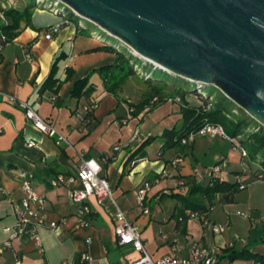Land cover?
<instances>
[{
  "label": "crops",
  "instance_id": "obj_1",
  "mask_svg": "<svg viewBox=\"0 0 264 264\" xmlns=\"http://www.w3.org/2000/svg\"><path fill=\"white\" fill-rule=\"evenodd\" d=\"M31 2L7 0L3 6L23 10ZM32 24L34 27L24 28L0 51V188L4 190L0 194V264H73L83 252L90 254L92 264H128L136 259L129 255L112 256L113 250L124 245L118 243L113 227L109 226L115 227L112 215L100 207L94 197L89 198L94 213L92 222L84 228L79 226L77 206L69 197L71 187L81 188L78 181L72 184L52 183L56 175H76L83 157L96 158L102 164L103 174L113 187L119 207L129 220L139 226L148 252L153 236L165 234L160 248H155L157 254L149 253L153 258L167 254L187 256L191 242L197 240L206 247L219 249L218 264H256L254 260L229 261L221 255L227 247H241L264 235L262 167L248 159V173L240 174V155L237 153L236 157H231L229 152L225 156L227 163L219 175L223 180L240 182L252 179L246 189L235 193L232 201L225 202L216 197L212 209L204 215L209 222L225 226L221 233L213 232L210 225H204L201 219L190 215L191 210L182 201L181 207L177 205L167 214L161 211L154 219L152 202L168 197L166 191H180L178 186L182 178L195 181L194 168H204L217 162L224 155L217 150L216 144L228 140L213 137L209 140V136H199L188 145L162 150L165 143L163 132L182 125L180 102L165 101L149 111L146 107L140 111V116L125 122L122 105L116 96L105 90L101 74L94 71L116 62L118 54L108 49L113 47L88 35L75 19H65L47 9L36 7ZM56 24L62 25L60 31L48 38L47 32ZM61 54L64 57L58 61L56 74L62 81L58 93L42 90L54 60ZM67 69L73 70L70 79H67ZM90 73V83L96 87L92 97H72L76 81ZM130 80L136 90L127 88L126 82ZM126 82L118 91L119 95L135 104L142 102L151 83L139 80L135 75ZM132 96L137 97V101ZM163 96L172 94L166 88ZM11 97L29 102L41 116L52 119L54 127L67 137L68 143L57 144L53 137L37 130ZM183 99L190 103L186 95L182 96ZM94 100H98V104L91 121L78 119L76 114L82 111L83 103ZM201 103L199 101L194 106ZM137 127L140 128V136L133 140ZM150 136L155 140L146 148L145 156L131 165V152ZM28 140H34L36 146H28ZM116 146L121 149L116 151ZM104 155H109L110 159L103 160ZM209 156H213L212 163L205 161ZM163 172L165 175H161ZM256 173L262 174L263 179L254 178ZM20 174L31 180L35 190L45 199L44 209L36 206L45 220L38 227L43 251L28 236L14 238L11 246L5 245L10 239V232L5 228L15 224V206L25 196ZM148 181L151 187L146 206L150 212L144 214L138 206V191ZM179 215L183 216L182 221ZM51 223H56V227L52 228ZM170 224L171 229L164 231V227ZM149 230L150 235L146 234ZM127 247L129 252L133 250ZM253 250L264 254V244L255 246Z\"/></svg>",
  "mask_w": 264,
  "mask_h": 264
},
{
  "label": "water",
  "instance_id": "obj_2",
  "mask_svg": "<svg viewBox=\"0 0 264 264\" xmlns=\"http://www.w3.org/2000/svg\"><path fill=\"white\" fill-rule=\"evenodd\" d=\"M57 1L119 52L196 94L218 88L264 127V0Z\"/></svg>",
  "mask_w": 264,
  "mask_h": 264
},
{
  "label": "built area",
  "instance_id": "obj_3",
  "mask_svg": "<svg viewBox=\"0 0 264 264\" xmlns=\"http://www.w3.org/2000/svg\"><path fill=\"white\" fill-rule=\"evenodd\" d=\"M7 0H0V7L4 8ZM37 7L47 9L55 15L64 17L65 19L73 18L70 11L57 0H35ZM0 19L2 21H7L5 15L1 12ZM86 31H91V35L96 37L98 40L105 39V36L97 31L96 29L82 28ZM61 24H56L52 26L47 32V37L50 38L53 33L59 32L61 29ZM6 40V36L1 34V44L0 51L2 50ZM115 49V48H114ZM119 51V50H117ZM128 56V55H127ZM130 63L133 65V69L136 74L141 78L147 79L151 77V73L145 70L144 62L132 57ZM153 70L154 68L151 67ZM198 98L212 99L207 92L197 93ZM12 101L16 102L25 112L26 119L29 120L33 126L39 130L41 133L47 134L56 140L57 144L68 143V139L62 133H60L53 125V120L50 118H44L41 116L37 110L27 101L15 100L10 98ZM154 101H158L157 98ZM165 101H177L182 102L180 96H169L165 98ZM132 101L122 102V107L125 111L124 121H130L140 114H136V108L131 104ZM211 104L207 105V109H210ZM149 107L146 110L149 111ZM90 110L87 105L82 106V111L76 114L77 118L80 120L84 119V115ZM84 121V120H83ZM140 136V128L137 127L133 135V140L138 139ZM199 136H209L213 138H220L228 140L232 143V147L238 149L241 154V169L243 172L247 173L249 171L250 162H248L249 152L239 141L238 137H232L221 124L207 122L201 128L196 131L189 132L185 137L181 139L182 145H188L192 143ZM128 145V144H127ZM28 146H36L34 140H28ZM116 151L120 150V146L114 148ZM110 159L109 155H104L103 160L108 161ZM140 159H134L131 161V165H135ZM227 163L225 156H221L213 166H207L202 169L194 168L195 181L197 183L207 182L212 177L218 176L222 173ZM161 175H165L163 172ZM21 181V186L25 192V196L22 200L15 206L16 222L11 227H6L5 230L10 232V239L5 242L6 246H11V241L14 238H19L22 236H28L30 239L34 240L37 248L41 251L44 250L42 240L38 233V227L43 225L45 220L44 216L40 215L38 209H44L45 199L40 196L35 190V187L31 180L26 178L24 174L19 175ZM258 179H263V175L259 174ZM159 179L157 178L156 181ZM79 182L81 188L71 187L69 191V197L71 201L77 206V216L78 224L80 227L84 228L90 225V214L92 213V208L89 203V198L94 197L96 203L99 206L106 208L112 215L115 221L114 233L116 235L117 241L120 245L130 246L134 251L141 253V256L131 261L128 264H218L219 261V249L204 246L200 241L194 240L189 246V253L187 256H178L175 254H167L159 258H153L146 249V244L142 238L139 226L129 220L126 213L121 210L118 204V200L114 195L113 187L109 179L103 174V166L96 158H81L79 163V169L74 176H65L59 174L54 178L52 183L54 185L58 184H72L74 182ZM240 189H244L249 185L247 180L241 181ZM151 187V182H146L138 191V206L142 209L144 214H148L150 209L146 206L147 194ZM178 188L182 191H186L185 180L180 181ZM4 190L0 188V194ZM171 191H166L170 193ZM37 206V207H36ZM189 214L195 218H199L203 221L204 225H210L213 232L221 233L225 230V226L222 224L211 223L206 217L198 212L189 211ZM179 220H183V216L179 217ZM51 227L55 228L56 223H51ZM165 237V234H161ZM67 264V262H65ZM73 264H92V257L89 253L83 252L80 256L73 262Z\"/></svg>",
  "mask_w": 264,
  "mask_h": 264
},
{
  "label": "trees",
  "instance_id": "obj_4",
  "mask_svg": "<svg viewBox=\"0 0 264 264\" xmlns=\"http://www.w3.org/2000/svg\"><path fill=\"white\" fill-rule=\"evenodd\" d=\"M36 7L37 4L35 0H32L31 4L27 5L23 10L0 7V13L2 12L7 19L5 22H0V32L6 36V40L3 42L4 45L12 42L24 28L34 27L32 24V14ZM86 33L91 35L90 30ZM108 49L118 54L116 62L112 65L104 66L94 71H97L101 74L104 81L105 90L108 93L116 96L119 103L122 104V102L128 101V99L120 96L118 91L120 90L122 84L130 76L136 75V72L133 69V65L130 63V59L132 57L129 58L125 52H119L114 48L108 47ZM62 57H64L63 54L54 60L51 71L42 85V90L50 89L53 92L58 93L62 81L56 77V74L58 71V61ZM145 70L149 71L152 75L150 80H146L151 83V85L146 90L144 94L145 98L142 102L138 104L133 102L131 103L136 108V114H139L140 111L146 107H149V110L156 107L160 103L158 101L163 100L162 98L164 97L163 95L166 89L167 82L153 73L154 70L151 68V66H145ZM91 73L86 77L76 81L71 91L72 97L77 99L82 97H92L93 93L96 91V87L94 84L90 83ZM72 75L73 70L67 69V79H70ZM178 91L181 92V89H178ZM208 95L212 96L213 98H199L202 103L198 106L190 105L188 101L183 99L181 102L182 125L180 127L166 129L163 132L162 137L165 138V143L162 147V150L181 145V139L189 132L196 131L205 123L211 122L223 125L226 131L232 137L243 135L241 143L248 150L250 160L259 164L264 170V127L257 122V127L253 128L252 130H246L248 128L247 118L236 115L235 113H238V110H234L237 108L239 109L240 113L245 114L242 109L238 108L225 95H223V97L219 100L215 99L212 93ZM155 98H157L158 101H154ZM97 104L98 100L83 103L82 106L87 105L90 107V110L84 115V122L91 121L93 110L96 108ZM209 104H211V107L210 109H207V105ZM154 140V136H150L143 140L139 146L131 152L129 161L134 159H142L146 154V148ZM239 173L245 175L248 172L245 173L241 171ZM259 174L260 173H256L254 178H258ZM251 179L247 178V183H250ZM182 180L184 179L182 178ZM185 182V192L180 190L178 192L171 191L170 193L165 194L168 197L176 198L179 201H182L192 212H198L202 215H206L212 209L216 197L219 196L222 201L230 202L233 200L235 193L239 190H242L240 189V185L242 183L241 181L232 182L223 180L219 175L212 177L207 182L197 183L194 180L187 181V179ZM246 188L247 186L244 189ZM93 214L94 213L92 211L90 214V223L92 222ZM180 216L181 215L178 217ZM261 244H264V235L261 238L244 246L235 247L232 245L225 248L222 252L221 258H227L229 261L254 260L256 264H264V254L255 252L253 250L255 246ZM104 245L109 252L107 245L105 243Z\"/></svg>",
  "mask_w": 264,
  "mask_h": 264
},
{
  "label": "rangeland",
  "instance_id": "obj_5",
  "mask_svg": "<svg viewBox=\"0 0 264 264\" xmlns=\"http://www.w3.org/2000/svg\"><path fill=\"white\" fill-rule=\"evenodd\" d=\"M25 1L31 2L32 0H25ZM104 36L107 39H110V40H112L114 42H118V40L116 38L110 37V36L106 35L105 33H104ZM148 73H149V71H148ZM153 73H155L157 76H159V78H161L162 80L167 82L166 83V88L170 91V94H172V96H177L178 95V96H180L182 98L183 95H186V98L190 101V103L192 105H197L199 103L200 100L198 99V95L195 92H192L194 90V86H193L192 83L184 81L181 78L174 77L173 75L167 74L166 72H163L161 70H154ZM135 76L139 80H141V79L150 80L149 78H147V79L141 78L137 74ZM151 77H152V75H151ZM131 82H132L131 80L126 82L127 88L128 89L132 88V89L136 90V86L135 85H131ZM178 89H181V92H179ZM205 91L208 94L212 93L214 95L215 99H217V100L222 98L223 95H224L218 88H216L214 86H206L205 87ZM167 97L168 96H164L162 98L163 100L158 101V102H160V103L165 102V98H167ZM131 98L134 99L135 101H137V97L132 96ZM234 110H238V113L233 112L236 115L243 116V117L247 118L248 128L246 130H252L253 128L257 127V124H258L257 121H255V119H253L245 111H244L245 114H242V113L239 112V109L235 108ZM239 137H240L239 141L241 143V139L243 138V135H239ZM207 139L210 140V137H207ZM216 145H217V150L223 153L221 155H224V156L227 155L228 156L229 152H230L231 157H236L237 153L241 157L240 151L238 149L233 148L231 142H229V141H221V143H217ZM205 161H206V163H212L213 156H209L208 158H206ZM213 165H210V166H213ZM199 169H202V168L199 167ZM176 186L177 185L175 184V187ZM91 203H92V200H91ZM177 205H178V207H181V202L178 201L177 199H174V198H171V197H166L163 200H160V202H157L156 200H154L152 202V211L154 213V219H156V217H158V215H159V213L161 211H163V212H165L167 214L169 211H172L174 209V207L177 206ZM100 207H102V206H100ZM104 216H106V214H104ZM171 225L172 224L165 226L164 227V231H169L171 229ZM109 226L111 228L113 227V230H114V226H112V224H109ZM146 234L150 235L151 234V230H149ZM153 239H154V241L151 244V246L148 248V250H149V253L151 255H156L157 251H155V248L157 246L160 248V246H161L160 244L162 242V237H160L159 235L158 236H153ZM150 249H154V250H150ZM161 251H162V249L158 253H161ZM124 255H126V256L129 255L131 258H137V257L141 256V253L133 251V250L129 252L127 246H121L119 249L113 250V253H112V256L114 258H118L120 256L123 257Z\"/></svg>",
  "mask_w": 264,
  "mask_h": 264
}]
</instances>
